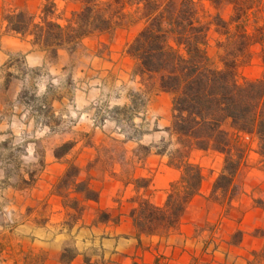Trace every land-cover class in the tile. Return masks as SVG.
Returning a JSON list of instances; mask_svg holds the SVG:
<instances>
[{
    "label": "crops",
    "instance_id": "obj_1",
    "mask_svg": "<svg viewBox=\"0 0 264 264\" xmlns=\"http://www.w3.org/2000/svg\"><path fill=\"white\" fill-rule=\"evenodd\" d=\"M6 1L0 0V264H161L169 235L179 225L166 235L145 236L138 233L129 213L139 198L162 206L179 172L154 148L145 158L135 154V147L146 140L151 147L168 141L172 102L170 118L166 106L149 102L145 111L149 128L137 139L127 138L109 116L95 126L92 117L98 107H128V92L143 88L140 78L133 76L135 61L127 54L131 42L124 49L85 52L73 85L55 88L72 55L61 49L49 62L30 37L7 32L1 17ZM19 8L15 3L14 9ZM43 71L47 74L36 76ZM29 86L37 106L24 100ZM160 93L163 97L157 100L168 95ZM57 137L61 144H71L60 158L48 142ZM108 141L125 149L124 161L112 157ZM101 149L105 158L99 156ZM12 152L17 153L21 173L11 169ZM129 155L140 164L131 166ZM71 165L79 171L77 182L86 180L97 200H86L73 190L57 193L56 186ZM150 176L147 188L137 187V180ZM201 190L202 185L196 197ZM71 199L83 206L73 222L69 217L78 210L70 207ZM101 213L109 218L99 220ZM252 242L255 247L250 251L264 250L263 241ZM260 261L264 264L263 258Z\"/></svg>",
    "mask_w": 264,
    "mask_h": 264
},
{
    "label": "trees",
    "instance_id": "obj_2",
    "mask_svg": "<svg viewBox=\"0 0 264 264\" xmlns=\"http://www.w3.org/2000/svg\"><path fill=\"white\" fill-rule=\"evenodd\" d=\"M58 1L79 6L70 18L63 19L58 14ZM200 1L43 0L37 17L22 10L7 11L3 16L7 32L30 37L31 43L50 59H55L61 49L73 51L85 38L112 34L134 14L138 16L135 23L142 22L127 54L135 61L133 76L139 77L145 88L156 86L172 95L169 139L161 143L157 154L166 155L168 165L179 171L162 206L139 198L130 211L138 233L145 236L166 235L176 229L189 203L199 194L203 174L201 167L190 160L193 151L222 156V169L212 184L211 195L220 192L232 200L236 195L234 179L245 156L239 136L255 134L264 149V71L260 78L242 83L236 76L241 60L249 57L254 44L262 47L264 62V27L259 34L247 31L248 21L243 20L246 10L238 0H208L215 7L228 2L234 11L229 21L215 17V29L225 37L217 45L222 53L218 57L220 66H215L208 54L211 23L200 18ZM127 6L134 7L133 13L125 11ZM144 104L142 95L133 93L130 106L113 108L112 113L136 114ZM139 135L135 132L128 138L137 139ZM173 139L175 148L167 151ZM70 148L71 144H63L55 157L60 158ZM78 172L75 166H69L56 187L57 193L70 188L86 200H97V193L85 182H77ZM136 182H142L143 188L149 185L146 179ZM256 202L264 210V202ZM70 203L80 215L83 206L78 208L75 199ZM108 218L101 213L99 220Z\"/></svg>",
    "mask_w": 264,
    "mask_h": 264
},
{
    "label": "rangeland",
    "instance_id": "obj_3",
    "mask_svg": "<svg viewBox=\"0 0 264 264\" xmlns=\"http://www.w3.org/2000/svg\"><path fill=\"white\" fill-rule=\"evenodd\" d=\"M238 2L246 10L243 20L248 21L247 31L259 34L258 30L264 27V0H238ZM15 3L20 7V10L37 17L40 13L43 0H8L3 7L2 20L7 11L15 10ZM57 4L58 14L63 19L70 18L71 12L77 10L79 6L78 4L71 2L64 3L62 1H58ZM199 5L201 7L199 13L201 20L211 23L208 54L214 65L220 66L218 57L222 53V50L217 45L223 43L225 37L216 31L214 20L218 15L224 21H229L234 12L233 5L225 2L219 7H215L208 0H201ZM125 11L133 13L134 7L127 6ZM137 18L138 16L134 14L131 19L125 22L122 27L117 28L112 34L88 37L85 39V42L79 43L73 51L65 49L72 55L71 62L60 73V83L56 82V85H53V87L62 88L66 85H73L77 68L80 65V59L85 55V52L94 50V48L99 53H105L111 48L114 50L124 49L133 40V37L136 36L142 26V22L135 23ZM229 29L233 30V26H230ZM77 51H80V54H77ZM261 52L262 47L259 44H254L250 48L249 57L242 59L237 68L236 76L238 82L253 81L261 77L264 71ZM51 60L50 58L48 59L49 62ZM35 74L36 76H40V74L46 75L47 72H35ZM27 89L28 91L24 95V100L32 106H37L38 99L31 93L30 86ZM160 92L156 86L149 88L143 86L141 92L130 91L128 92L130 98L133 93H140L142 101L145 103L144 106L139 107L138 113L134 114L132 111H129L127 113L114 114L112 113L113 108L108 110L107 105L102 104L101 107L96 109L92 122L95 126L99 127L104 123L106 117L109 116L115 120L118 129L127 138L135 132L140 133L139 136L141 137L149 128V118L147 113H145L149 102H156L164 109L166 106V117L170 118L172 95L168 94L166 98L157 100L158 97H163ZM61 141L62 138L57 137L48 142L50 145H54L56 151L63 145ZM146 141L135 147V154L138 159L145 158L149 150H153L150 148H154L155 151L160 149L161 144L157 145V147H151L150 145L147 146ZM239 141L245 147V156L234 179L236 195L232 200L228 198V195L223 196L220 192L211 195L212 184L222 169V156L216 155L213 152H193L191 154V162L197 163L202 169V190L200 195L188 206L177 231L169 235L171 239L168 244L167 255L161 256V264H173V261H179L182 255L184 257L178 262L179 264H261V258L264 259V250L261 253H257L250 251V249L255 247L252 242L255 239H260L264 243V210L256 202L257 200L264 202L263 143H260L255 134L240 135ZM171 142L172 144L167 148V151H172L175 148L173 144L174 139ZM107 145L109 147L108 150L112 153V157L122 161L126 159L124 154L125 149L119 143L108 141ZM12 153L14 161L11 163V169L14 170L15 174L21 173V169H19V164L15 158L17 153ZM99 156L102 158L106 157L103 149H101ZM127 161L132 163L131 166L140 164V162H136L135 157L133 158L130 155ZM150 175L153 176V173L150 172ZM152 176L144 179H151ZM178 178L179 172L172 182L177 181ZM136 185L142 188L143 183L139 182ZM168 189L169 186L167 192ZM68 190L72 189L64 188L61 189V192L67 193ZM70 207L72 208L71 203ZM78 213L73 211L68 221H75L79 216ZM100 215L98 214V217ZM175 247H177L176 253Z\"/></svg>",
    "mask_w": 264,
    "mask_h": 264
}]
</instances>
